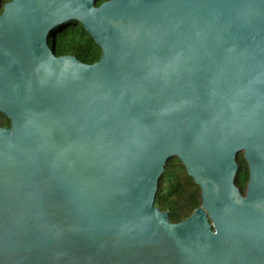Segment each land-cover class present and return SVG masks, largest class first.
<instances>
[{
	"label": "water",
	"instance_id": "95a60500",
	"mask_svg": "<svg viewBox=\"0 0 264 264\" xmlns=\"http://www.w3.org/2000/svg\"><path fill=\"white\" fill-rule=\"evenodd\" d=\"M95 4L0 14V264H264V0ZM71 21L97 62L49 47ZM172 158L202 200L176 224Z\"/></svg>",
	"mask_w": 264,
	"mask_h": 264
},
{
	"label": "trees",
	"instance_id": "16d2710c",
	"mask_svg": "<svg viewBox=\"0 0 264 264\" xmlns=\"http://www.w3.org/2000/svg\"><path fill=\"white\" fill-rule=\"evenodd\" d=\"M110 1L112 0H96L95 7ZM57 53L74 56L85 64H93L100 59L101 49L80 23L71 21L64 25V33L61 41L58 42ZM4 123L0 124L10 125L9 121ZM237 163L239 171L236 176V186L241 195L245 196L249 171L243 153L238 156ZM201 203L200 188L187 175L179 159H170L158 181L154 206L162 212H167L169 222L176 224L184 221L199 209Z\"/></svg>",
	"mask_w": 264,
	"mask_h": 264
},
{
	"label": "flooded vegetation",
	"instance_id": "af4514ba",
	"mask_svg": "<svg viewBox=\"0 0 264 264\" xmlns=\"http://www.w3.org/2000/svg\"><path fill=\"white\" fill-rule=\"evenodd\" d=\"M11 1L12 0H0V14L3 11L4 5L11 2ZM64 25L65 24H63V25L59 26L58 28H55L54 30H52L48 36V45L52 50L55 49L56 55L58 57L59 56H71V55H58V53H57L58 42L61 41L62 34L64 33ZM55 43H56V46H55ZM3 116H4V118H2ZM0 120H1L0 123H2V124H5L4 123L5 121H9V119L1 113H0ZM9 123H10L9 126H2L0 124V127L3 129H9V128H11V122L9 121Z\"/></svg>",
	"mask_w": 264,
	"mask_h": 264
}]
</instances>
